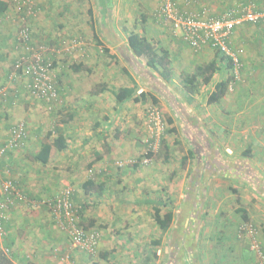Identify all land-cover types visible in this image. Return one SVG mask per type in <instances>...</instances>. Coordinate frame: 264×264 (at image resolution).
Here are the masks:
<instances>
[{"label": "crops", "instance_id": "1", "mask_svg": "<svg viewBox=\"0 0 264 264\" xmlns=\"http://www.w3.org/2000/svg\"><path fill=\"white\" fill-rule=\"evenodd\" d=\"M1 1L6 0H0V4L2 3ZM14 1L18 12L17 22H19V17L25 14L28 2L33 3L37 14L32 18L29 17V19L31 37L35 42H44L49 46L58 47L75 37H79L78 35H84L91 39L81 51H74L69 56L66 55L64 57L63 52L56 53L53 56V72L56 78L57 89L58 93L62 95L61 101L63 100L64 102L57 131L61 132L65 137L66 147L59 150L58 156H55L54 153L56 148L52 147L48 161L45 164H39V166L44 167L42 169L45 174V191L50 190L49 186L52 183L56 184L58 175L53 176L52 172L54 169H58L59 166L61 174L71 183H77L79 178L83 180L84 177L81 171L84 170L85 166H89L90 168H102L104 171L106 170L103 174L104 176L102 175V182L99 181L97 185V192L102 194L108 186V177L116 171V163H119L121 158L125 157L129 151L136 150L137 135H140V133L147 129L144 108L149 102H152L150 95L157 98L158 104L164 108L163 112L167 114V117L172 119L170 127L174 131H179V133L181 131L182 138L184 139V150L189 157L194 158L195 167L197 168L198 166L200 169L203 167L206 170L210 166L207 160L215 152L214 148H212V136L209 132V128L212 126V121L210 120V114H213L210 111L212 104L207 102V97H205L203 104L200 103L203 97L199 96V92L195 94L187 93L183 88L182 82L177 79L175 92L174 88L170 87V83L173 80H163L156 72L149 69L148 66L136 58L127 46V34L125 35L118 24L117 16L120 6L117 4V0H90V3L87 4L83 2L84 0L80 4L78 0ZM252 1L257 4L264 3V0ZM203 2H207L211 6L210 1L203 0ZM143 3H145V8L148 12L153 14V8L156 6L153 0H143ZM212 9L218 12L224 9V7L217 8L218 10ZM1 15L2 17L3 15L5 16V13ZM143 21L147 23L146 19ZM47 22L52 23L50 27L47 26ZM52 26H61L64 30L60 33L59 31L50 33L49 29L53 30ZM164 26L165 24L156 27L157 30L162 32V29H167ZM253 28L258 32L259 29L257 30L254 25L250 24H244L237 28L231 37V43L233 45L239 44L245 49V53L242 55V61L245 64L248 63V60H251L248 59V56H251L249 50L251 51V48H253L256 51L260 47L261 56L255 58L252 56L256 62H260L257 67L251 70L254 73L251 75V78L255 79L257 74L264 73V67L261 66L264 64V32L263 30H259L261 32L260 37L254 34L248 35L246 30ZM166 32L163 35L167 34L170 39L176 42V58L179 57L178 55H181L183 48L190 50L179 33H176L175 39L170 32ZM14 34L12 35V40ZM145 35L152 38L147 33ZM0 36L3 37L1 31ZM159 41L162 43L161 39ZM163 46L168 49L165 45ZM101 47L102 49H100ZM103 47L106 50H103ZM14 51L13 53L17 54ZM200 51L197 55L198 57L210 58L206 62L216 59L213 49L204 47ZM5 52L1 53L0 51V63L6 66L5 61H7V57ZM169 52L171 54V50ZM217 62L220 70L213 76L212 82L206 85L201 84V82L198 84L199 89H202L204 95L211 91L213 84L226 73L227 67L225 62L219 61L218 58ZM176 71L179 75L180 70L177 67ZM4 73L3 68L0 67V75ZM242 85L240 87L241 93H246V96L250 95V98L245 99L241 96L240 92H237L234 107L236 108L238 121H241L244 126L240 132L242 131L244 136L249 135L251 139H254V142L257 140L259 143L256 150L252 149L255 155L254 160L251 161L250 157L237 158V169L235 168L237 170V177H230L229 174L224 176L223 173L219 174L218 178H221L219 179L221 184H212V187L216 185L225 186L219 193L214 190L209 192L208 185L210 179L207 177L200 178L202 174L195 183L191 182V185H195V187L198 184H205L206 197L199 203L202 204L198 205V200L195 199L194 195L193 200L187 203L186 208L176 211V259L168 260V264H256L257 257L251 249L252 239L247 234H239L237 230L238 224L243 221L240 212L236 209L239 206L246 210L249 222H252L258 228L257 238L264 246V127H258L254 124L258 120L264 121V82L257 81L256 79L253 82L251 81ZM133 86L136 87V95L134 94V96L122 101L116 99L115 92L119 88ZM2 88L6 89L4 86ZM142 91L148 93L143 99L139 98L140 96L138 95ZM178 91L182 92V94L179 95ZM183 94L188 95L184 98ZM4 98L2 96L0 100L4 102ZM222 102L226 103L227 101L221 99L217 104L223 106ZM231 102L233 103V100ZM219 111L222 118V109L220 108ZM213 116L215 117V114ZM17 122L19 121L13 124ZM11 126H8V129H4L0 120V139L7 137ZM238 127H240V124ZM213 128L219 129L217 126H213ZM52 131L54 132L55 130ZM55 133L56 131L53 133V136ZM167 145L169 144L167 143ZM38 149L39 146L30 151L31 160ZM23 150L27 154L28 148L26 147ZM21 151L19 149L10 151L3 161H1L0 180L8 177L12 178L27 196H31L33 191L38 194L40 190L36 188L35 177L37 174L35 169L34 172L13 173L15 169L14 165H20ZM190 151L192 155H190ZM229 151L230 149L227 146L225 149L226 155L225 153H221L220 155V161H222L220 162V167L226 172L229 171ZM24 161L25 159H23ZM223 164L225 165L223 166ZM49 169L50 172L48 173ZM5 172L8 174L4 175ZM12 173L14 175L10 177ZM216 175L218 174L216 173ZM222 177L230 178V180L223 179ZM59 178H61V175ZM86 181L81 182L83 189H85L84 185ZM122 183L125 184V182ZM230 185H233L235 189H230ZM93 186L94 184L88 186L87 191H90ZM228 190L231 191L230 195L227 193ZM76 191L75 194L73 193V200H86L85 194L80 195V189ZM50 192L52 193L53 191ZM231 195H236L235 201L237 205L233 206L232 209L228 208L225 210L224 205H227L226 201L229 200ZM218 196L222 199L220 202L218 201ZM119 197H123V195ZM209 197H212V199ZM104 198L97 197L96 200L104 202ZM147 201L152 208L158 200L155 203L153 199ZM208 204L212 205L211 210L208 209ZM14 205L9 209L13 218L12 226L7 230L6 240L3 243L0 242V264H31L29 263L30 259L34 264H51L46 257L47 251H38L36 252V256H32L30 253L33 249L30 250V246L21 245L23 243L22 237L28 238L31 230L27 228L26 233H22V227L18 226L20 225L19 211H17L18 208L14 210ZM198 206L202 208L200 209L201 211L198 209ZM219 208L224 210V214ZM89 223H95V220L92 218ZM157 228L159 229L158 226ZM42 244L39 246H44L46 241L42 242ZM130 246L126 242L121 247L114 246L115 257H112L113 264H161L163 259H151L149 260L150 262L144 259L142 262L141 258L138 257L137 245L134 243L133 247L135 249ZM3 247L4 249L7 248L8 252H4ZM123 248L127 252L119 251ZM159 250L156 251L157 254H159ZM122 254L126 255L127 259H121ZM102 256H104V253H102ZM83 259H76L75 264H89L88 261Z\"/></svg>", "mask_w": 264, "mask_h": 264}, {"label": "rangeland", "instance_id": "2", "mask_svg": "<svg viewBox=\"0 0 264 264\" xmlns=\"http://www.w3.org/2000/svg\"><path fill=\"white\" fill-rule=\"evenodd\" d=\"M6 1L8 2V9L5 12V16L3 15L2 17L0 13V31L4 37L3 38L2 36H0V51L1 53L6 51L5 53L7 61H5V63L7 65L5 66L0 63V67L3 68L5 72L4 74L0 75V87H6V89L8 90V95L6 96V90V97L3 96V98L5 97V101L3 102V100H0V120L4 129H8V126H11L16 121H24L28 130V137L25 141L24 146L18 148L19 150H22L20 160L21 162L19 163L20 167L14 165L15 169L13 170V173L22 174L29 171L34 172L35 169L37 174L35 177L36 188L40 190L38 194L33 191L32 195L28 196L27 201H19L16 202L15 205L13 204L15 206L14 210L18 208L17 211H19L18 216L20 217V225L18 226L22 227V233H26L27 228L31 230V233L29 232L28 234V238L22 237L23 243H21V245L30 246V250H33H31V253H27H30L32 256H36V252L38 251H47L46 257L47 259H49L51 264H59L62 261V258L71 260L72 264H75L76 259L79 260L80 258H84L83 260L88 261L89 264H113L112 257H115L113 250L114 246L121 247L125 242L127 243V245H131L130 247L133 249H135L133 247L134 243L137 245L136 250L139 254L138 257L141 258L142 262L148 255H150L149 260L163 259L161 264H168L167 261L171 259L175 260L176 211L186 208L187 203L193 200L194 195L195 199L198 200V205H201L202 203H199L204 197H206V193L204 190L205 184H198L195 187V185H191V182L195 183L198 177H200V175L202 174L200 178L207 177L208 179H210V186L208 185L209 192L211 190H214L215 192L219 193L221 189L225 188L224 185H216L212 187V184H221L219 182V179L221 178H218L219 174L223 173V176L229 174L230 177H237V172H226L225 170H222L221 167L217 169L216 166L212 169L206 168V170L203 167L200 169L197 166L196 168L194 158L189 157L187 155V152L184 150V139L182 138L183 135L181 131L180 133L176 130L173 133L172 131H168L169 128H172L170 127V123L167 122L166 129L161 136L160 143L154 151L148 150V141L146 140H151L148 129L144 130L142 133H140V135H137V141L135 143L136 150L129 151L125 157L121 158L120 162H123V164L116 163V171H114L113 174H110L111 176L108 177V186L102 194L97 192V185L99 181L102 182V178L104 176L103 174L106 172V170L104 171V169L102 168H90L89 166H85L84 170L81 171L84 178L83 180L79 178L77 183H71L70 181L65 179L66 177L61 174V168L59 166L58 169H54L52 172L53 176L58 175L56 184L52 183V185L49 186L50 190L45 191V174L43 173L44 170L42 169L44 167L39 166L40 163L35 161L33 158L31 160L30 151L36 149L41 141L47 139L46 135L49 131L55 130L60 120V113L64 108V102L63 100L61 101L62 95L60 93H58L57 99L52 102H46L37 99L28 92L25 77H11V73L13 72L12 64L15 61L14 58L16 55L13 53L14 50L12 44V35L15 32L16 27L18 26V22L16 21L18 12L16 10V3L14 0ZM78 1L80 4L83 0ZM161 1L162 0H153L156 6L155 8H153L154 11L152 14L145 8V3H143V0H117V4L120 6L117 18L119 21L118 24L125 35L131 30L140 32L143 31L144 34L147 33L149 36H152L154 40L161 39V44L165 45L169 50H171V55L174 57L172 76L173 81L170 83V87H173L174 91L176 92V79L180 81V76L176 71V67L180 70L181 73H191L196 66L205 64L206 61L210 58L198 57L197 55L201 51L199 50L195 52L190 48V50H188V48H183L182 50L183 52H185H182L181 55H178L179 57L176 58V42L170 39L167 34L163 35V33L168 31L175 39L177 34L174 31L172 32V29L167 24H165V26L169 30L162 29V32L157 30L156 27L158 25L163 26L162 21L158 20L155 16L157 6ZM208 1L211 2V6L207 2L204 3L214 9H220L221 7H225L226 5H229L233 2V0ZM83 2L87 4L90 3V0H84ZM141 13L145 15L147 23L142 20ZM7 15L9 16L7 17ZM27 22L30 25L29 18ZM51 24L52 23L47 22V26L50 27ZM150 25H152V27H150ZM145 28H147V30H145ZM52 29L53 30L49 29L50 33H53V31L54 33L58 31L60 33L64 30V28H62L61 26H52ZM246 32L250 36L252 34L259 37L261 36V32L259 30L258 32L255 31L254 28L251 30L247 29ZM78 36H80L84 40V47H86L89 40L91 39H89L87 36L85 37L84 35ZM37 43L38 42L33 41V44ZM243 44L247 47L245 43ZM60 46L61 45H59L58 47ZM100 49H102V47ZM254 51L255 50L253 48H251V51L249 50L251 56H248V59L251 60H248L247 64H243L244 73L242 82L237 84L235 89H233V91L230 92L228 96H225L223 98V101L227 102H222L223 106H219L220 104H212V107L210 109V111L215 114V117L213 116V114H210L212 126L211 128H209V132L212 136V148H214V151L219 152L220 155L221 153H225L226 155L225 149L228 146V148L230 149L228 153V161L230 162L237 161V158H243L242 151H245L247 149L250 150L247 157H250L249 159L253 161L255 155L252 152V149L256 150V147L259 146L257 140L254 142V139H251L249 135L244 136V133H242V131L240 132V130L243 129L244 126L242 125L243 123L241 121H238L236 108L234 107L236 103L235 99L237 97L236 94L237 92L241 93L240 87L243 86L242 84L245 85V83H250L251 81L253 82V80L255 81L256 79L257 81L264 82V73L262 71V74H257L255 76V79L251 78V75L254 74L251 72V70L254 67H257L260 63L259 61L256 62L252 56H254L255 58L257 56H261L262 54L260 47L255 52ZM102 53L103 55H105L104 52ZM69 54L70 53H64L63 57L66 55L69 56ZM261 66L264 67V64ZM227 72L229 71L226 70V73ZM199 90V96L203 97L200 103L203 104L205 97H207V94L204 95L202 89ZM178 92L179 95L182 94V92ZM259 92H261V90H259ZM186 95L188 94H183V97L185 98ZM241 96H243L245 99L250 98V95L246 96V93H241ZM231 100H233V103L231 102ZM151 105L152 103L149 102L145 106V113L147 111V108ZM157 107L161 110L165 119L167 117V114L163 112L164 108L158 103ZM220 108L223 112L222 118L219 111ZM4 113L6 114L4 115ZM239 124L240 127H238ZM254 124L258 127H264L263 120H258ZM213 126H217L219 127V129L213 128ZM174 128L176 127L174 126ZM223 131H225V133H223ZM167 143L169 145L166 146ZM26 147L28 148L27 154L25 150H23ZM54 153L55 156H58L60 151L55 150ZM149 153L151 154L148 155ZM183 155H185L186 158L184 161H182L181 158ZM212 155L213 154H211V156ZM23 159H25L24 162ZM144 159H148L147 162H144ZM34 164L37 166L35 167ZM49 172L50 169L48 173ZM13 173L10 175V177H13ZM216 173L218 175H216ZM5 174L8 173L5 172L4 175ZM60 175L61 178H59ZM136 177L138 180L136 179ZM222 178L230 180V178ZM88 179L93 180L94 182V186L90 189V191H87V189L85 190L81 187V182ZM122 182H125V184H123ZM63 187H70L74 194L75 192H77V189H80V195H86V200L74 199V202L79 208L82 224L85 225L88 229H95L99 232V241L94 253H88L85 250L71 247L68 241V237L56 225V222L52 218L49 209L43 203L44 199L53 196V194L55 195ZM229 188L232 189L234 187L233 185H230ZM50 191L53 192L51 193ZM209 192L208 195L210 196ZM230 192V190L227 191L229 195L231 194ZM227 193L226 195H228ZM120 195H123V197H119ZM97 197L104 198V202L97 201ZM235 197L236 195H231L229 200L226 201L227 205H224L225 210H227L228 208L232 209L233 206L237 205ZM209 198L212 199V197ZM225 198H227V196H225ZM151 199H153L154 203L156 202V200L161 199L164 203L167 204V208H171L174 212L173 224L165 235L161 234L160 230L157 228V224L153 219L152 208L147 201ZM221 200V197L218 196V201L220 202ZM208 201H210V199H208ZM207 207H209L208 209L210 210L212 209V205L210 204H208ZM165 209L166 208H164V210ZM198 209L200 210L202 208L198 206ZM220 211L224 214V210H222V208L220 209ZM8 215L9 217L5 225L6 234L7 230H9V228L12 226L13 221L10 210L8 212ZM92 218L95 220V223L91 224L89 223V221L92 220ZM242 223L243 221H241L238 226ZM256 229L258 231L257 227ZM6 234L3 240L0 241L1 243L6 240ZM160 236V239L162 241L161 245H153L150 240L157 239ZM247 236H249V234H247ZM44 241H46V244L40 247L39 245H43L42 242ZM260 244L264 249L262 243ZM158 249H160L158 252L159 254H157V252H155L156 254H154L153 250L157 251ZM119 251L124 253L127 252V250L124 248ZM102 253H104V256H102ZM124 257H126V255L122 254L121 259H127V257ZM29 263L34 264L31 259L29 260Z\"/></svg>", "mask_w": 264, "mask_h": 264}, {"label": "built area", "instance_id": "3", "mask_svg": "<svg viewBox=\"0 0 264 264\" xmlns=\"http://www.w3.org/2000/svg\"><path fill=\"white\" fill-rule=\"evenodd\" d=\"M25 14L19 17L15 33V50L18 55L13 66L11 77L17 76V71L29 76L26 84L28 92L35 98L52 102L57 99L58 90L53 72V56L56 53H72L84 48V40L79 36L60 47L49 46L46 43L33 44L29 17L37 13L32 2H28ZM155 16L163 24H167L175 33H179L189 43L194 51L204 47L218 50L230 58L232 63V79L228 89L232 91L242 82L243 65L241 54L243 49L231 43V37L237 28L250 24L264 31V3L257 4L252 0H233L221 11H214L203 0H162L156 9ZM6 94V89L0 87V96ZM147 129L150 133L148 150L154 151L160 143L161 136L166 129V121L161 110L154 105L147 108ZM28 130L24 121L13 124L7 137L0 139V163L8 151L20 148L25 144ZM148 159H144L147 162ZM118 164H123L119 162ZM28 196L12 178L0 180V241L6 230L10 207L19 201H27ZM44 205L56 225L68 237L71 247L85 250L88 253L96 251L99 232L86 228L82 222L79 208L73 200L70 187H63L55 195L44 199ZM238 233H246L251 237V249L255 252L256 264H264V249L257 238V229L250 222H243L238 226ZM8 252V249H3ZM59 264H72L71 260L62 258Z\"/></svg>", "mask_w": 264, "mask_h": 264}, {"label": "trees", "instance_id": "4", "mask_svg": "<svg viewBox=\"0 0 264 264\" xmlns=\"http://www.w3.org/2000/svg\"><path fill=\"white\" fill-rule=\"evenodd\" d=\"M0 4V13H5L7 10L8 2L7 1H1ZM90 12V11H89ZM142 20H145V16L142 14ZM18 27V26H17ZM17 27L15 29L17 30ZM257 30L258 27L254 26ZM173 32V30H172ZM264 32V31H263ZM96 36V35H95ZM15 34L13 36L12 44H13V50H15ZM185 41V40H184ZM186 42V41H185ZM188 47L193 50V48L189 45V43L186 42ZM127 46L129 50L136 56V58L141 61L143 64L149 67L152 71L156 72L163 80L165 81H171L173 76V58L167 48H165L159 40H154L153 38H150L146 36L143 32L131 30L127 33ZM237 47H241L243 49V53L241 54V60L243 59L242 55L245 53V49L241 45H234ZM103 50H106V48L103 47ZM16 51V50H15ZM194 51V50H193ZM215 51L216 59H213L209 62H206L205 64L198 65L195 67V69L191 73H181L180 76V82H182V85L184 86V90L189 94H195L199 92V83L201 84H209L212 82L213 76L219 72L220 67L217 64V58L220 61H224L225 65L227 67V72L224 76H221L217 82L213 84V88L211 91L207 93V102L209 104H217L220 102L221 99H223L226 95L228 96L230 92L228 89V85L230 80L232 79V63L229 57L224 55L223 53L219 52L218 50ZM196 52V51H195ZM17 53V51L15 52ZM18 53L15 55L14 60L17 58ZM243 63V61H242ZM244 64V63H243ZM13 66V64H12ZM14 71V66L12 67ZM242 71V77L244 73V66L241 67ZM17 76H22L26 78V82L29 81V76L23 75L21 71H17ZM56 81V80H55ZM57 86V84H56ZM235 89V88H234ZM58 90V89H57ZM136 95V87H127V88H119L115 92V97L117 100L122 101L126 98H129L131 96ZM139 98H145L148 93L146 91H142L138 94ZM152 100V105L157 106L158 100L155 96L150 95ZM2 97V96H0ZM137 98V97H136ZM164 116V115H163ZM166 123H171L172 119L169 117L165 118ZM56 131L55 135L53 136V133ZM55 131H49L46 135L47 139L43 140L39 144V149L37 152L33 155V159L41 164H45L50 156V151L52 147L56 148V150H61L66 147V139L62 135L61 132L57 131V127L55 128ZM168 131H174V129H168ZM24 146V145H23ZM18 149V148H16ZM15 150V149H13ZM10 150V151H13ZM8 151V152H10ZM7 152V153H8ZM250 150L247 149L245 151H242L243 157H247L249 155ZM190 155H192V152H189ZM149 153L148 155H150ZM213 155L208 158L207 162L210 164V168H215V166L220 168L221 164L220 162V154L219 152L215 151L212 153ZM7 155V154H6ZM186 158L185 156L182 157V161H184ZM238 163V162H237ZM226 164V163H225ZM223 164V166L225 165ZM237 164L236 161L229 162V171L231 172H237ZM228 171V172H229ZM94 184L93 180L88 179L84 185L85 189H87L88 186H92ZM164 208H166L164 210ZM153 209V219L157 226L160 229V232L162 235H165L171 225L174 221V212L171 208H167V204L164 203L161 199H159L152 207ZM238 212H240L243 222H249V219L246 214V210L239 206L236 208ZM85 226V225H84ZM86 227V226H85ZM161 236L157 239L150 240L153 245H161ZM156 251L153 250V253ZM150 259V255H148L145 258V261ZM172 260V259H171ZM148 264V263H146Z\"/></svg>", "mask_w": 264, "mask_h": 264}]
</instances>
